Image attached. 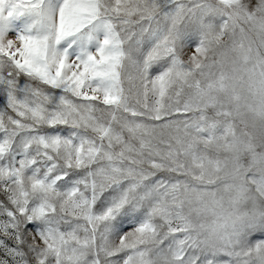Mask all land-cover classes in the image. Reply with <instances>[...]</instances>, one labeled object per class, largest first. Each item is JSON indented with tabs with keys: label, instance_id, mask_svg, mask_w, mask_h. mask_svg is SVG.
Masks as SVG:
<instances>
[{
	"label": "snow or ice",
	"instance_id": "1",
	"mask_svg": "<svg viewBox=\"0 0 264 264\" xmlns=\"http://www.w3.org/2000/svg\"><path fill=\"white\" fill-rule=\"evenodd\" d=\"M0 264H264V0H0Z\"/></svg>",
	"mask_w": 264,
	"mask_h": 264
}]
</instances>
